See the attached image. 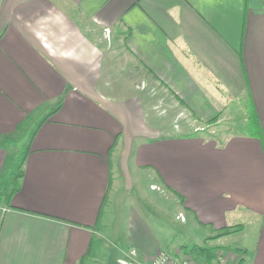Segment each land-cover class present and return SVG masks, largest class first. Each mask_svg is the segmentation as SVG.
I'll return each mask as SVG.
<instances>
[{
	"label": "crops",
	"instance_id": "obj_1",
	"mask_svg": "<svg viewBox=\"0 0 264 264\" xmlns=\"http://www.w3.org/2000/svg\"><path fill=\"white\" fill-rule=\"evenodd\" d=\"M245 101L262 137L219 139ZM144 179L213 234L168 252L169 224L139 206L115 264L194 246L264 264V0H0V264L97 263L98 229Z\"/></svg>",
	"mask_w": 264,
	"mask_h": 264
},
{
	"label": "rangeland",
	"instance_id": "obj_2",
	"mask_svg": "<svg viewBox=\"0 0 264 264\" xmlns=\"http://www.w3.org/2000/svg\"><path fill=\"white\" fill-rule=\"evenodd\" d=\"M249 114L250 109L246 101L236 102L231 106L229 114L224 118V121L219 126L215 127V132L218 133L219 139L225 138L226 134L227 136L251 135L252 131L247 122ZM193 135H198L204 138L212 137L209 129H206L205 132H199L198 134ZM27 150V143L24 141L17 142L11 146V151L14 154L13 162H15L16 165L22 162L27 154ZM9 174L8 171V178L15 179L16 176ZM132 176L135 175L133 174ZM149 183L148 180L144 179L142 185H134L132 192L128 191L126 185L125 188L121 189L120 195L117 197L116 206L110 209L112 213L111 216H107L109 227L98 229V233L95 236V249H101L97 263L95 264H115L114 258L117 255L116 250L118 248H127L124 243H122L126 241L124 226L127 222V218L133 213V211H137L139 206H142V209L145 211L144 213L152 218V227L155 228L156 225H161L163 221L169 224L173 241L171 243L168 242L163 248V250L168 252H171V246L174 244L181 246L185 244L201 245L207 237L213 234V231L210 228L199 232L198 229L195 230L192 227L185 228L183 225L175 223L173 220L175 213L178 210L183 211V208L180 205H167L166 202L159 200V195L157 193L153 194L149 191ZM131 195L134 196V198H132ZM149 196L153 199L152 204L145 200V198ZM162 203H164L165 206ZM219 233L220 231H218L216 236ZM232 239L234 238L227 239L223 246L229 248L230 251H235L236 245L235 241ZM104 246L108 249L107 252H104Z\"/></svg>",
	"mask_w": 264,
	"mask_h": 264
},
{
	"label": "built area",
	"instance_id": "obj_3",
	"mask_svg": "<svg viewBox=\"0 0 264 264\" xmlns=\"http://www.w3.org/2000/svg\"><path fill=\"white\" fill-rule=\"evenodd\" d=\"M107 36H110V31L106 30ZM182 221H185L183 218ZM138 256L137 251L132 250L129 253V258L127 260H121L120 264H128V260H136ZM234 257V256H233ZM228 256L222 250H218L215 253V258L212 264H242L238 258H233ZM148 264H205V262L198 260L194 255H188L185 253H178L172 255L165 251H158L154 256L149 259Z\"/></svg>",
	"mask_w": 264,
	"mask_h": 264
},
{
	"label": "trees",
	"instance_id": "obj_4",
	"mask_svg": "<svg viewBox=\"0 0 264 264\" xmlns=\"http://www.w3.org/2000/svg\"><path fill=\"white\" fill-rule=\"evenodd\" d=\"M250 128H251V135L257 138L262 137V127L259 122V120L256 117H252L250 120ZM22 176V173L19 171V177ZM242 230V227L236 226V227H230V228H225L220 231V233L214 237V239H218L224 236H228L231 234H236ZM220 248H209L207 246H194L192 248H184V253L185 254H192L194 255L198 260H201L205 262V264H212L214 258H215V253L219 250ZM88 260V255L84 257L81 261L80 264H86Z\"/></svg>",
	"mask_w": 264,
	"mask_h": 264
}]
</instances>
